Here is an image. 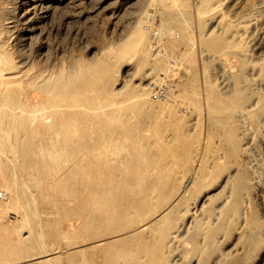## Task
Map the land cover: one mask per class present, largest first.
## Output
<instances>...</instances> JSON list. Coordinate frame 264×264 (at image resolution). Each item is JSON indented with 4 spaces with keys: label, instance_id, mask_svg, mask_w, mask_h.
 Masks as SVG:
<instances>
[{
    "label": "bare ground",
    "instance_id": "bare-ground-1",
    "mask_svg": "<svg viewBox=\"0 0 264 264\" xmlns=\"http://www.w3.org/2000/svg\"><path fill=\"white\" fill-rule=\"evenodd\" d=\"M74 1L16 0L12 10L21 20L23 39L31 36L39 18H52L58 9L66 5L70 12L69 8ZM8 2L9 0H0V189L8 193L6 203L0 205V216L8 211L15 216L14 219L0 224V264H7L12 260L16 261L11 264H28L27 261L33 263L35 258H38L35 264L81 262L78 252L68 251L71 242L62 245L59 240L62 234L72 229L71 224L69 227L64 226L65 219L60 214L54 218L43 216L44 209L41 205L48 203H59L62 209L59 207L57 211L69 212L81 218L83 225L76 228L75 232L81 231L84 240L95 234L119 232L98 239L99 243L92 245L90 251L87 248L82 251V254H99L103 258L101 264H172L168 262L170 246L180 236L188 212L192 209L186 205L183 207L182 200L178 203L174 201L180 200L182 193L188 190L189 180L177 190L168 183V177L162 170L170 168L172 158L179 156L175 157L173 153L172 157H168L170 153L165 154L159 144L145 141L144 133L145 124L151 120L158 122V132H161L160 122L163 116L177 117L175 108L169 103L163 105V112L157 111L152 105V89L168 81L167 68L161 69L162 72L158 71L152 79L144 76L145 73L142 72L140 81L143 82L139 86L121 84L117 74L122 62L135 55H138L135 65L138 71L150 63L158 69V62L152 60L148 54V34L139 27L132 31L126 42L109 48L101 57L85 61H76L74 57H69L67 64L62 66L35 59L36 56L21 51L17 45L14 46V53H11L7 45L11 39L14 16L8 15ZM150 3L166 18L162 22L164 31L159 36L160 40L167 38L171 28L187 29L191 17L183 0H151ZM211 4L212 0L201 1L203 10H207ZM198 40L212 51L224 52V49L231 46L242 48L238 43L232 45L231 39L224 32L204 33ZM169 54H172L171 51ZM238 62L240 73L236 74L237 81L250 66L246 60L238 59ZM258 67L259 76L263 77L264 60ZM196 80L195 71L190 70L181 83L187 87ZM171 85L168 81L170 99L174 91L177 92ZM248 85L249 93L243 90L242 85L235 84L227 95L218 93L211 83L204 88L205 96L209 100L207 112L210 113V122L216 125L211 132L222 138V157L229 164L244 151L238 132L240 126L235 125V121L264 126V91L250 83ZM158 104L161 105L160 102ZM159 109L161 110L160 107ZM236 110L244 117L243 120L234 119L233 112ZM194 139L187 144L186 156L189 159L197 155ZM201 167L205 168L203 165ZM226 168L229 169V165ZM238 169L239 176L229 184L234 195L230 205L233 206L235 214L231 218L234 223L231 227L237 230L240 229L244 217L250 213V205L246 200L250 172L245 165ZM234 185L235 188L232 189ZM156 188L159 192L151 196L150 191ZM173 194L174 199L159 203ZM180 205L182 208L178 209ZM177 211L180 213L177 214ZM138 215L145 216L137 220ZM223 215V212L211 215V222L205 226V231L202 230V246L208 249L213 247L216 235L226 225V217L220 220ZM244 237H248L252 245L258 234L253 230ZM192 246H195L194 243ZM32 249L35 250L34 253H30ZM200 252L201 250L195 248L187 251L184 256L177 253V257L173 256V259L181 264H189L201 255ZM15 255L18 257L15 258ZM226 256H217L213 262L232 264L233 261H241L238 258L232 261ZM199 258H196V262L200 261Z\"/></svg>",
    "mask_w": 264,
    "mask_h": 264
},
{
    "label": "rangeland",
    "instance_id": "rangeland-1",
    "mask_svg": "<svg viewBox=\"0 0 264 264\" xmlns=\"http://www.w3.org/2000/svg\"><path fill=\"white\" fill-rule=\"evenodd\" d=\"M15 1L16 0H9L6 4L9 9L8 15L14 16L13 27L11 28V39L7 45L12 54L14 53V46L17 45L19 49L21 48V51L29 53L30 56H36L37 58L35 57V59H42V61L50 63L55 62V64L65 66L69 57H74L76 61L94 60L101 57L109 48L117 47L126 42L131 36L132 31L139 27L148 34V41L150 40V42H148L149 46L147 47L148 54L152 60L158 62V69L156 67L154 68L152 66L153 64L151 65L150 63L144 67L145 69L143 68L138 71L135 67L138 55H135L131 59H125L122 62L117 74L118 78L122 80H118L121 84L139 86L142 85L143 82L140 81L143 76L142 72L145 73L144 76L146 75L147 78L152 79L153 75L158 71L162 72V70L167 68L166 72L169 76L168 81L172 84L171 86H173V89H177V92L174 91L171 99H169L170 101L156 99L152 94V105L157 111H162L163 105L169 103L175 108L177 117L163 116L160 122L161 132H158V122L156 120H151L145 124L147 127L144 126V133L147 137V139L145 137V141L150 140L159 144L164 149L165 154L170 153L168 157H172L171 155L173 153L175 157L177 155L179 156V159L172 158L170 168H164L162 170L165 173L164 175L168 177V183L175 186V190H177L181 189L183 184L189 180L188 190L182 193V198L180 200L174 202L178 203L182 200L181 205H183V207L186 205L192 209L188 212L189 217L187 216L185 227L181 230L180 236L170 246L171 251L168 257L170 261L168 262L172 264H181L180 261H175L173 256L176 258L177 256L175 257V255L177 253L180 255L183 254L181 256H184L187 254V251L189 252L196 248L201 250L200 253L202 256L200 255V258L196 257L199 258L200 261L198 260V262H196L197 260L195 258V260L189 264H215L213 262L214 258L217 256V258H219V256L224 258L225 255H227V259L229 257V260L232 261L235 260V258L236 260L237 258L241 259V261L238 260V262L233 261L232 264H242V261L243 264H264V126H259V123L252 125L247 121H235V125L240 126L238 132L242 138L244 151L236 160L229 164L227 159L222 157V138L211 132L213 129L212 127L215 128L216 125L210 122V113L207 112L209 109V100L206 98L204 90L205 86L211 83L218 93L227 95L231 93L233 87L237 84L239 86L242 85L244 87L243 90L249 93L250 85L248 84L250 83L260 91H264V76H259L258 67L260 62L264 60V0H212V4L207 10L202 9V0H183L184 7L190 11L189 14L191 18L189 20V25L187 29L183 30L179 28L169 29L168 36L163 41L160 40V37L164 31L162 22L166 21V18L157 7H153L154 5L150 3L151 0H75L76 2L74 1L71 7L72 10L69 8L70 12L68 11V5H66V7H62L63 9L60 8L61 10L58 9L56 11L58 15L55 14L56 17H54V15L52 18H39L35 28L31 31L32 37L30 36L27 39H23L21 35V20L18 19L16 13L12 10ZM65 9H67V11ZM66 12L67 14H65ZM199 31L202 32L200 33ZM215 31H218V33L224 32L225 36L231 39L232 45L238 43L242 48L239 49L236 46H231L224 49V52L223 50H208L198 38L200 39V36L204 33L210 34ZM167 40L168 42L166 43ZM161 42H163V44H161ZM231 49L234 50L231 51ZM170 51L172 53L171 55L169 54ZM45 57L47 58L45 59ZM159 59L161 61H159ZM238 59L246 60L250 64L248 68L250 72L247 69L245 73L241 74L238 79L239 82L236 80V74L240 73ZM190 70L192 72L195 71L197 80L193 84L185 87L181 83V80ZM123 71L125 73H122ZM247 74L251 77H248ZM168 81H164L155 86L152 92L158 86H167ZM257 83L258 85H256ZM190 89L192 93H190ZM159 102L161 105L158 104ZM238 112L237 110L233 112L234 119L242 118L243 120L244 117L240 116L241 114L240 112L238 114ZM179 113L181 116H179ZM182 117L184 120H182ZM187 119H189V121ZM181 120L185 125L182 124ZM186 136L188 138H186ZM192 139L196 140L194 146L197 155L189 159L186 156L188 152L186 149L188 142ZM167 144L169 146H167ZM181 152L182 154H180ZM147 158L145 160H147ZM182 162L185 163L182 164ZM201 165L205 168H202ZM227 165H229V169L226 168ZM242 165L248 167L250 172L247 181L248 189L246 192V196H248L246 200L250 205V213L244 217L240 229L237 230L231 227L234 225L231 218L232 216L235 217V214L233 213V206L230 205V202L234 200V195L229 184L239 176L238 168L242 167ZM189 166L191 168H189ZM205 172H208V174H204ZM233 188H235V185L232 186V189ZM158 192V188L150 191L151 196L157 195ZM174 194L172 196H167L164 200H160L159 203L174 199ZM6 201L7 199L1 201L0 205H4ZM216 204L220 205L217 206ZM181 205L178 209L182 208ZM59 207L62 209L59 203L41 205V208L44 209L43 216L54 218L60 214L65 219L64 226L69 227L71 224L72 229H70L68 233L62 234L59 238L60 243L65 245L66 242H71L72 245L70 244V246H68V251L78 252L80 257L79 261H81L76 264H101L103 258L99 254H82V251L85 248L89 250L92 245L98 244V239L110 237L109 234L115 235L119 232L106 233L105 235L95 234L84 240L81 231L75 232L76 228L83 225V222L80 221L81 218L69 212H59L57 211ZM217 212H223L224 217H220V220L226 217V225L223 231H220L216 235L217 237L213 247L208 249V247L202 246V230L205 231L207 228L205 226H208L213 218L211 215ZM179 213L180 212L177 211V214ZM190 213H192V215ZM225 215H228V217ZM13 216L15 215L11 211L4 213L0 216V224L3 223V221L14 219ZM144 216L145 215H138L137 220ZM26 229H28V227H26ZM196 230H198V232ZM249 230H255L258 234V238L252 245L249 242V238L244 237L250 232ZM180 242L182 243L180 244ZM193 243L195 246H192ZM188 247L190 249H188ZM244 249L246 251H244ZM216 251L218 252L217 254ZM241 251H243V253ZM34 252L35 250L33 249L30 251V253ZM243 254H245V256ZM232 255L234 258H231ZM16 257H18V255H15V258ZM210 259H212V261ZM37 260L38 258H35L33 263L30 261L27 262L28 264H35ZM15 261L16 260L9 261L7 264L15 263ZM224 263L225 262H223V264Z\"/></svg>",
    "mask_w": 264,
    "mask_h": 264
},
{
    "label": "built area",
    "instance_id": "built-area-1",
    "mask_svg": "<svg viewBox=\"0 0 264 264\" xmlns=\"http://www.w3.org/2000/svg\"><path fill=\"white\" fill-rule=\"evenodd\" d=\"M153 96L159 100H169L170 93L168 91L167 86H158L156 87L153 92ZM8 196V193L5 190L0 189V202L5 200Z\"/></svg>",
    "mask_w": 264,
    "mask_h": 264
}]
</instances>
